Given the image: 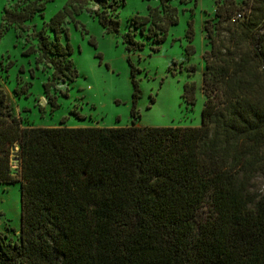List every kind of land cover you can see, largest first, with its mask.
I'll return each instance as SVG.
<instances>
[{"label":"trees","instance_id":"16d2710c","mask_svg":"<svg viewBox=\"0 0 264 264\" xmlns=\"http://www.w3.org/2000/svg\"><path fill=\"white\" fill-rule=\"evenodd\" d=\"M53 1L18 0L5 8L2 32H29ZM169 1L131 19L128 52L145 47L137 30L164 43L177 22ZM125 4L68 0L34 28L25 55L53 70L49 102L57 99L52 87L79 78L64 24L86 11L118 37ZM223 9L219 27L232 16ZM245 16L244 32L228 30L241 39L233 50L210 38L198 127H25L0 87V185L21 184V235L15 241L0 231V264H264V196L249 190L264 147V0H252ZM187 34H194L192 24ZM244 42L253 51L240 56ZM194 54L190 40L186 57ZM128 63L137 119L143 94L139 70L130 57ZM183 99L196 105L195 83L185 85Z\"/></svg>","mask_w":264,"mask_h":264},{"label":"rangeland","instance_id":"374dc122","mask_svg":"<svg viewBox=\"0 0 264 264\" xmlns=\"http://www.w3.org/2000/svg\"><path fill=\"white\" fill-rule=\"evenodd\" d=\"M17 2L0 0V87L7 93L13 114L25 127H125L133 123L141 127L200 126L207 100L203 74L207 69L204 57L212 48L210 38H215L221 48H231L241 39L236 41L228 30H237L238 35L245 30L243 22L234 24L231 20L219 27L221 17L217 10L224 8L223 15L227 18L228 14L233 16L239 10H244L248 16L252 8V0H170L169 4L177 9V22L169 26L164 43H154L137 30V41L145 47L135 52H128L123 43L127 32L133 28L131 19L148 16L149 9L160 8V0H126L119 10L121 36L118 37L108 34L93 15L84 11L76 16L75 22L64 24L79 78L74 83L60 82L51 88L50 94L57 96L54 105L45 90L53 70L37 64L36 55H25V52L31 45L27 39L31 38L34 28L42 29L45 20L54 18L68 0L48 3L46 19L37 15L29 23V32L12 29L3 33L4 10ZM190 24L193 35L187 34ZM190 40L195 54L187 58L186 47ZM158 47L159 51L153 50ZM238 50L240 56L251 54L253 46L244 42ZM129 57L139 70L137 78L143 94L138 102L137 119L131 116L133 87ZM188 83L196 85L195 106L183 99ZM260 152L263 165L254 173L249 187L257 197L264 196V147ZM12 165L17 174L18 162L14 160ZM0 231L15 241L20 238V183L0 185Z\"/></svg>","mask_w":264,"mask_h":264},{"label":"built area","instance_id":"2783aa9c","mask_svg":"<svg viewBox=\"0 0 264 264\" xmlns=\"http://www.w3.org/2000/svg\"><path fill=\"white\" fill-rule=\"evenodd\" d=\"M246 19L245 12L243 11H237L231 18L232 23H239L241 21H244Z\"/></svg>","mask_w":264,"mask_h":264},{"label":"water","instance_id":"95a60500","mask_svg":"<svg viewBox=\"0 0 264 264\" xmlns=\"http://www.w3.org/2000/svg\"><path fill=\"white\" fill-rule=\"evenodd\" d=\"M263 75H264V68H263Z\"/></svg>","mask_w":264,"mask_h":264}]
</instances>
